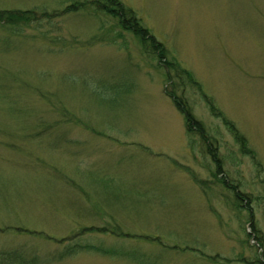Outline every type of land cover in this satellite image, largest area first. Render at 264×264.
<instances>
[{"label":"rangeland","instance_id":"1","mask_svg":"<svg viewBox=\"0 0 264 264\" xmlns=\"http://www.w3.org/2000/svg\"><path fill=\"white\" fill-rule=\"evenodd\" d=\"M77 1L0 0L52 16L0 23V264L264 263V0H121L263 166L188 87L219 175L133 35L94 12L55 16ZM222 181L248 194L262 242Z\"/></svg>","mask_w":264,"mask_h":264},{"label":"trees","instance_id":"2","mask_svg":"<svg viewBox=\"0 0 264 264\" xmlns=\"http://www.w3.org/2000/svg\"><path fill=\"white\" fill-rule=\"evenodd\" d=\"M79 12H94L96 16L102 14L114 19L117 28L123 32L133 35L143 48L144 53L154 60L156 59L161 68L165 69L167 83L170 84V86L165 87L164 94L172 100L175 108L183 116L187 134L190 136L192 134L198 135L202 139L203 143L207 147V154L212 157L213 162L217 165V175L221 174V162L219 154L217 153L218 150L215 148L214 141L204 127L203 123L198 121L195 117L193 106L185 98L186 89L188 87L193 89L196 88V90L198 89L201 98L206 103L212 116L224 122L225 127L235 137L237 143L240 145L242 153L255 163V166L258 168L260 174L263 173V166L257 159L255 152L248 147L247 138L239 131L235 123L229 120L222 113L216 105L214 99L204 93L202 85L197 81L195 76L187 69H184L177 62V60L170 58V52L167 47L143 25L142 19L139 18L138 14L132 8L124 4L121 0H85L73 2L67 6L63 12L56 13L55 16L61 14H77ZM45 17L51 18L52 16L48 15L47 12L39 15L35 9L23 11L0 9V23L11 27L21 24L28 25L31 23H37ZM177 89H182L181 93L177 92ZM222 182H224V186H226L227 189H229L234 195L239 211L243 210L246 213L247 221L252 225L253 232L256 235V240L262 242L263 240L261 236L258 235L259 232H256L254 229L255 209L250 201L247 202L249 198L248 194H245L236 186L226 184V181ZM256 200L259 202L263 201L264 203V190ZM247 203L249 206H247ZM104 231L120 235L115 229H104ZM72 247H68L67 251H70L71 254L67 255H72L77 252L78 249H85L81 246ZM260 248L264 249V245H260ZM100 252L104 253L103 250H100ZM14 256L15 259L18 260L19 256L17 255V252L8 254L4 256V258L7 257V259L10 260V258L13 259ZM259 263H262L261 260H259Z\"/></svg>","mask_w":264,"mask_h":264}]
</instances>
